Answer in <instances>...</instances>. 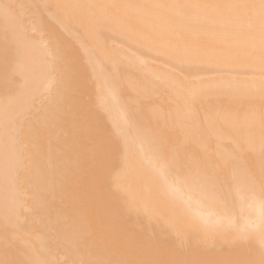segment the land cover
<instances>
[{"label":"bare ground","instance_id":"bare-ground-1","mask_svg":"<svg viewBox=\"0 0 264 264\" xmlns=\"http://www.w3.org/2000/svg\"><path fill=\"white\" fill-rule=\"evenodd\" d=\"M68 0H0L23 19L26 69L6 82L0 44V259L88 260L131 251V237L163 242L179 259L259 260L261 212L231 190L235 166L260 162L264 117V52L235 22L196 19L177 5L204 0H99L160 5L120 10L99 25L69 20L54 7ZM63 53L58 57L57 52ZM23 90L24 117L5 124L3 101ZM200 98L201 128L186 132V95ZM196 155L245 147L219 173L221 196L191 207L168 191L152 167L149 134ZM123 136L127 155L110 145ZM103 154L102 167L99 160ZM15 176H5V169ZM207 219V224L204 219Z\"/></svg>","mask_w":264,"mask_h":264},{"label":"snow or ice","instance_id":"snow-or-ice-1","mask_svg":"<svg viewBox=\"0 0 264 264\" xmlns=\"http://www.w3.org/2000/svg\"><path fill=\"white\" fill-rule=\"evenodd\" d=\"M4 27L0 30V44L5 54L4 79L6 82L22 75L26 69V53L29 45L28 33L24 27L23 19L10 11L14 6L5 5ZM38 9L54 7L65 14L69 20H87L90 24L99 25L104 22L118 20L120 10L140 9L146 7H161L160 5H133L116 2H99V0H68V2L55 5H32ZM186 9L196 19H226L235 22L247 30L250 37L258 33L261 51L264 52V0H204L191 4L177 5ZM58 57L63 53L57 52ZM264 63V60H262ZM25 93L19 91L9 92L4 101V116L6 125H15L24 117L25 110L18 105L25 103ZM200 98L195 91L186 95L184 114L187 118L186 132L196 135L201 128V114L199 112ZM264 125V117H262ZM149 140L154 145L152 152V167L158 173L162 183L178 200L191 207L192 197L184 198L183 193H192L198 198L197 203L212 202L222 194L224 181L219 173L229 164L234 163L239 154L251 144L245 145L237 142L232 153L221 156L211 154L196 155L187 150L183 144H169L164 130L152 135ZM112 151H121L127 155L128 141L121 136L119 142L110 145ZM103 154L99 164L102 167ZM260 162L246 164L243 167L235 166L228 177L232 192L241 199H247L256 204L261 212V225L259 230L245 229L241 231V239L255 238L258 240L260 258L249 259H179L172 254H164L163 242L153 237H131V251L141 254H151L152 259H128L118 256L88 260H56L42 259L33 252V258L18 261L7 256L0 259V264H264V127L259 145ZM5 176L17 177L15 173L6 168ZM207 219L204 223L207 224Z\"/></svg>","mask_w":264,"mask_h":264}]
</instances>
